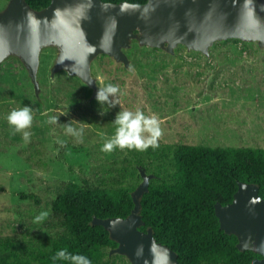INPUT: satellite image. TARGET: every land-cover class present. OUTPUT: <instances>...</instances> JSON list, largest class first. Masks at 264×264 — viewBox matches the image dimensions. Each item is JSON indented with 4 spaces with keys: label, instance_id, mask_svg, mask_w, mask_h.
Returning a JSON list of instances; mask_svg holds the SVG:
<instances>
[{
    "label": "rangeland",
    "instance_id": "1",
    "mask_svg": "<svg viewBox=\"0 0 264 264\" xmlns=\"http://www.w3.org/2000/svg\"><path fill=\"white\" fill-rule=\"evenodd\" d=\"M6 4L0 0V11ZM125 53L129 68L107 55L92 63L98 89L119 88L112 107L91 100L92 90L78 77L65 71L51 76L55 47L40 55L39 97L20 59L11 56L0 64V241H12L14 253L51 248L60 232L51 202L66 183L137 187L139 166L165 180L170 149L179 144L264 148V47L228 39L215 42L209 56L184 45L171 55L134 41ZM24 106L32 111V124L15 132L7 116ZM122 111L156 116L158 146L102 151ZM52 117L56 123H49ZM68 126L80 135L67 132ZM23 131L30 133L27 141ZM43 212L48 215L37 222ZM104 251L101 264H131L110 248Z\"/></svg>",
    "mask_w": 264,
    "mask_h": 264
},
{
    "label": "water",
    "instance_id": "2",
    "mask_svg": "<svg viewBox=\"0 0 264 264\" xmlns=\"http://www.w3.org/2000/svg\"><path fill=\"white\" fill-rule=\"evenodd\" d=\"M239 39L264 47V0H147L143 4L101 0H51L40 10L26 0H8L0 11V64L8 57L20 59L36 97L43 49L55 47L51 76L59 71L78 77L96 99L97 78L92 63L99 55L112 57L129 68L125 49L132 41L173 55L178 45L209 56L217 41ZM141 183L132 191L134 207L126 218L93 217L117 243L110 254L127 257L131 264H180L177 253L159 243L153 230H140L141 198L155 177L138 167ZM220 228L235 235L241 251L259 254L250 264H264V199L254 183L238 182L230 203L215 204Z\"/></svg>",
    "mask_w": 264,
    "mask_h": 264
},
{
    "label": "trees",
    "instance_id": "3",
    "mask_svg": "<svg viewBox=\"0 0 264 264\" xmlns=\"http://www.w3.org/2000/svg\"><path fill=\"white\" fill-rule=\"evenodd\" d=\"M101 1L143 4L147 0ZM26 2L40 10L51 0ZM170 152L168 177L163 180V175L152 173L161 180L150 182L141 198L144 225L140 230L151 228L159 243L177 253L180 264H250L260 258L253 251L239 250L236 236L221 230L215 204L230 203L239 181L256 184L264 199V148L179 144ZM135 188L66 183L51 202L60 229L51 248L20 255L11 249L15 244L5 239L0 241V264H68L53 260L61 249L84 255L91 264L103 263L108 256L104 249L117 243L92 219L126 218L134 207L131 193Z\"/></svg>",
    "mask_w": 264,
    "mask_h": 264
},
{
    "label": "clouds",
    "instance_id": "4",
    "mask_svg": "<svg viewBox=\"0 0 264 264\" xmlns=\"http://www.w3.org/2000/svg\"><path fill=\"white\" fill-rule=\"evenodd\" d=\"M119 93V88L113 84H107L104 88L98 89L96 100L100 104L115 106V97ZM112 97L113 99H109ZM55 117L50 118L49 123H56ZM9 125L13 126L15 132H20L31 126L33 114L29 107L24 106L19 110L11 111L7 116ZM115 124L118 126L113 138L108 139L102 148V151L111 152L114 148L133 149L143 151L149 146L157 147V140L162 135L159 121L156 116L147 117L142 111H122L116 114ZM67 132L79 136L80 132L74 130L71 126L67 127ZM30 133L23 131V138L27 141ZM48 215L43 212L35 219L37 222L43 220ZM64 260L68 264H91V261L84 255L72 254L66 249H61L53 257V260Z\"/></svg>",
    "mask_w": 264,
    "mask_h": 264
},
{
    "label": "flooded vegetation",
    "instance_id": "5",
    "mask_svg": "<svg viewBox=\"0 0 264 264\" xmlns=\"http://www.w3.org/2000/svg\"><path fill=\"white\" fill-rule=\"evenodd\" d=\"M114 248H116V247H114ZM114 248H110V251H111L112 249H114ZM110 251H109V253H110Z\"/></svg>",
    "mask_w": 264,
    "mask_h": 264
}]
</instances>
